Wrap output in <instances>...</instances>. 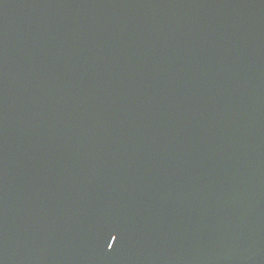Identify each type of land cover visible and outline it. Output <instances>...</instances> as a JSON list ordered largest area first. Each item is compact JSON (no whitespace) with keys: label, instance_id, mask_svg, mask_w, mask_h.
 I'll return each mask as SVG.
<instances>
[{"label":"water","instance_id":"95a60500","mask_svg":"<svg viewBox=\"0 0 264 264\" xmlns=\"http://www.w3.org/2000/svg\"><path fill=\"white\" fill-rule=\"evenodd\" d=\"M0 264H264V0H0Z\"/></svg>","mask_w":264,"mask_h":264}]
</instances>
